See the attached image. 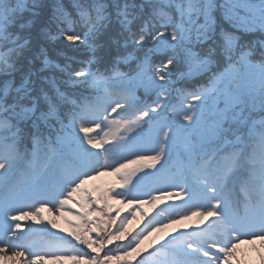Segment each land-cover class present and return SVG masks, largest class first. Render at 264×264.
Instances as JSON below:
<instances>
[{"label":"snow or ice","instance_id":"6c2138e0","mask_svg":"<svg viewBox=\"0 0 264 264\" xmlns=\"http://www.w3.org/2000/svg\"><path fill=\"white\" fill-rule=\"evenodd\" d=\"M166 232L137 264L264 245V0H0V262L131 264Z\"/></svg>","mask_w":264,"mask_h":264},{"label":"rangeland","instance_id":"374dc122","mask_svg":"<svg viewBox=\"0 0 264 264\" xmlns=\"http://www.w3.org/2000/svg\"><path fill=\"white\" fill-rule=\"evenodd\" d=\"M97 131L99 130L97 129ZM93 135H95V133H93ZM113 181H114L113 177L103 176L99 180L93 182V186L104 189V188L111 186ZM174 202L179 203V201H174ZM113 207H118L119 209H121L120 214L125 213V215H128L129 212L133 211L132 208H129L119 203L114 204ZM73 211L75 212L76 209L73 208ZM141 211L147 213V215L144 218H141L139 215H137L136 220L128 224L127 226V227L130 226V228L132 229L135 228L136 230L135 232L140 231L144 227L146 220L149 217H151L155 212L154 209L148 206H144L143 208H141ZM41 215L43 217V221L45 224H47V222L50 220H54L56 222L57 227L55 229H53L50 224L48 225V230L50 232L56 233L58 235H63L66 238H68L67 234L73 231V229H71L69 225L65 223V220L68 219V220H71L72 223L73 222L78 223L76 220L72 219V217L70 216H65L61 218L58 215L54 213H49L47 211L41 213ZM19 223L22 226L37 227V225H35L33 221L31 220H22ZM206 224H207V221L203 223H199L198 218H193L192 220L185 221L180 225H175L172 229H169L167 231L171 232L172 234H177L178 231H192L193 229L202 228ZM61 229L63 230L62 232L60 231ZM166 237H167V232L163 234H160V233L154 234L152 237L149 238V240L145 241L142 247L148 248L149 245H151V247H159V244L156 243V240L159 239L160 243H164ZM39 240L40 238H34L35 242H39ZM236 257H237V260L239 261V264H264V245H261L258 241L254 242L253 244H243L238 248L236 252ZM0 264H2V262H0ZM9 264H12V262H9ZM16 264H19V262L17 261Z\"/></svg>","mask_w":264,"mask_h":264},{"label":"trees","instance_id":"16d2710c","mask_svg":"<svg viewBox=\"0 0 264 264\" xmlns=\"http://www.w3.org/2000/svg\"><path fill=\"white\" fill-rule=\"evenodd\" d=\"M250 39H253V38H259V34H256V36H254V37H249ZM168 203H173V202H168ZM114 209H116V208H118V207H113ZM113 215L115 214V212L113 211V213H112ZM121 216H125V213H122V214H120ZM74 223V222H73ZM128 226V225H127ZM127 230H128V232L130 233V234H133V233H135V228H130V226L129 227H127ZM95 235V233H93V236ZM130 238V236L129 237H126V238H124V240H123V242L124 243H127V240ZM68 239H71L70 237H68ZM73 243H75V241H73ZM113 245H109L108 247H112ZM155 248H157V247H148V248H143L142 247V251H141V253L139 254V255H137V256H135V257H128V258H126L127 260H129L130 262H131V264H137V261H142L145 257H147L148 256V253L149 252H153V251H155ZM85 251H89L90 252V250H88V249H85ZM91 254V253H90Z\"/></svg>","mask_w":264,"mask_h":264}]
</instances>
